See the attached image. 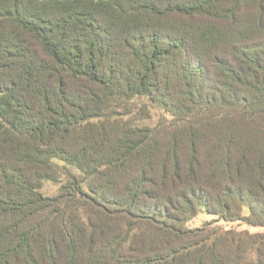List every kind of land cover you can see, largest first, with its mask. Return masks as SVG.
Returning <instances> with one entry per match:
<instances>
[{"label":"trees","instance_id":"16d2710c","mask_svg":"<svg viewBox=\"0 0 264 264\" xmlns=\"http://www.w3.org/2000/svg\"><path fill=\"white\" fill-rule=\"evenodd\" d=\"M0 264H264V0H0Z\"/></svg>","mask_w":264,"mask_h":264},{"label":"rangeland","instance_id":"374dc122","mask_svg":"<svg viewBox=\"0 0 264 264\" xmlns=\"http://www.w3.org/2000/svg\"><path fill=\"white\" fill-rule=\"evenodd\" d=\"M245 212L247 213V210H245ZM214 218H216V217L213 216V215H209L208 213L203 211V212H200L196 217L191 219L188 222V226H190V227H198V226L203 225L205 222L210 221V220H212ZM228 226H230V225H228Z\"/></svg>","mask_w":264,"mask_h":264}]
</instances>
